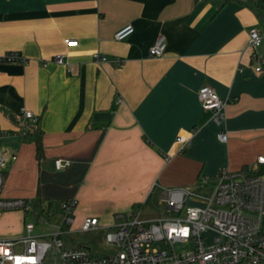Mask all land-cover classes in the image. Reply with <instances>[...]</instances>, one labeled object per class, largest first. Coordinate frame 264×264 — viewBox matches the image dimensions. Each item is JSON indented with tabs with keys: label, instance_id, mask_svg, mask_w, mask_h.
Segmentation results:
<instances>
[{
	"label": "crops",
	"instance_id": "0c3cea01",
	"mask_svg": "<svg viewBox=\"0 0 264 264\" xmlns=\"http://www.w3.org/2000/svg\"><path fill=\"white\" fill-rule=\"evenodd\" d=\"M248 3L0 0V128L14 130L22 110L31 112L43 153L36 160L21 135L4 139L16 158L3 169L2 196L59 206L73 199L70 227L95 217L94 230L106 232L134 204L138 217L155 188L207 194L221 167L264 177V163L255 162L264 156V39L260 72L246 47L249 28L264 33V0ZM127 24L132 33L115 40ZM159 37L163 53L149 56ZM65 38L76 45L66 47ZM8 53L14 60L4 59ZM94 53L106 61L95 62ZM57 54L63 64L54 62ZM202 87L225 100L221 126L197 100ZM191 128L186 150L165 160L175 137ZM56 159L68 165L56 169ZM26 216L2 212L0 239L23 235Z\"/></svg>",
	"mask_w": 264,
	"mask_h": 264
},
{
	"label": "built area",
	"instance_id": "2783aa9c",
	"mask_svg": "<svg viewBox=\"0 0 264 264\" xmlns=\"http://www.w3.org/2000/svg\"><path fill=\"white\" fill-rule=\"evenodd\" d=\"M132 31L133 27L127 24L117 29L113 37L123 40ZM263 39L264 33L255 28L248 29L246 47L250 50L255 72H260V57L256 50ZM63 44L71 47L76 45V41L65 38ZM164 48L163 38L159 37L148 48V55L160 56ZM3 57L14 60L16 54L8 53ZM92 59L95 62L106 61L105 56L97 53L92 55ZM53 60L56 64L64 62L60 54L55 55ZM197 100L203 110L211 112V120L221 126L225 100L220 99L209 87L198 90ZM120 101V98L116 99V104ZM35 121L36 117L31 112L22 110L14 130L0 128V214L4 211H19L24 216L33 213L32 198H7L1 193L4 185L3 169L16 158L15 150H6L3 141L9 135L22 136L28 124ZM195 132L196 128H191L185 135H177V146L165 154V160L186 150ZM217 138L225 141L223 129ZM255 162L263 164L264 156H258ZM53 165L60 169L68 162L56 159ZM160 201L175 216L143 221L134 212L121 223L108 227L104 239L115 249L111 255L95 256L82 245L63 248L61 241L56 238V232L49 235V240H42L31 235L33 224L24 222L23 235L0 239V264H264V177L221 167L209 181L206 195L187 188L162 189ZM188 201L195 203L185 207ZM74 205L73 199L60 203V208L67 215L64 219L66 223L71 221L69 214ZM97 226L95 217H86L80 229L94 230ZM186 242L191 244L190 250L179 253L173 250L175 243ZM50 248L54 250L52 261L46 262Z\"/></svg>",
	"mask_w": 264,
	"mask_h": 264
},
{
	"label": "rangeland",
	"instance_id": "374dc122",
	"mask_svg": "<svg viewBox=\"0 0 264 264\" xmlns=\"http://www.w3.org/2000/svg\"><path fill=\"white\" fill-rule=\"evenodd\" d=\"M181 187H169L166 189H176ZM160 192L156 188L151 192L146 204L139 211L138 218L143 221H150L158 218L174 217L173 212L167 211L163 202L160 201ZM198 192V191H196ZM201 195H206L205 192L199 191ZM195 202L188 201L186 206L194 205ZM197 204V203H196ZM199 205V204H197ZM66 213L60 208L57 202L48 209L47 217L38 213V217L29 214L25 217V222L33 224L31 235L43 236L44 240H49V235L56 234V238L61 241L63 248L82 245L86 247L93 255L102 257L111 255L115 252L113 246L109 245L105 239V232L101 230H86L71 228L69 223H66ZM70 216V214H69ZM48 236V237H47ZM191 249V244L175 243L173 250L176 253L186 252ZM18 250V248H16ZM54 250L50 248L46 254V262L52 261Z\"/></svg>",
	"mask_w": 264,
	"mask_h": 264
},
{
	"label": "trees",
	"instance_id": "16d2710c",
	"mask_svg": "<svg viewBox=\"0 0 264 264\" xmlns=\"http://www.w3.org/2000/svg\"><path fill=\"white\" fill-rule=\"evenodd\" d=\"M240 4L248 5L249 1L253 0H237ZM262 65L264 67V59L262 60ZM17 124H18V118H17ZM16 124V125H17ZM22 140L24 142L33 143L35 146V158L36 160H40L43 156L42 153V145H41V130L38 125V119L36 118L35 123L28 124L26 127V130L24 134L22 135ZM32 215L38 217V213H41L44 215V217H47L48 209L51 207L50 202H47L44 204V200L38 198V196L32 198ZM141 207L140 204H134L132 205V212H136Z\"/></svg>",
	"mask_w": 264,
	"mask_h": 264
}]
</instances>
